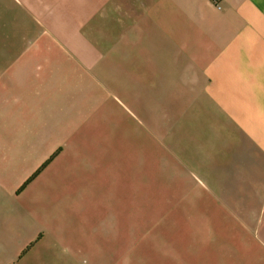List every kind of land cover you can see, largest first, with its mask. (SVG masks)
I'll return each mask as SVG.
<instances>
[{"label":"crops","instance_id":"0c3cea01","mask_svg":"<svg viewBox=\"0 0 264 264\" xmlns=\"http://www.w3.org/2000/svg\"><path fill=\"white\" fill-rule=\"evenodd\" d=\"M153 98L187 183L129 241L156 225L157 264L264 262V0H0V264L100 263L116 127Z\"/></svg>","mask_w":264,"mask_h":264},{"label":"rangeland","instance_id":"374dc122","mask_svg":"<svg viewBox=\"0 0 264 264\" xmlns=\"http://www.w3.org/2000/svg\"><path fill=\"white\" fill-rule=\"evenodd\" d=\"M152 100H155L156 104L150 105L148 118L133 107L134 119L130 121L132 136H122V128L116 127L117 138L113 145L111 178L102 176L101 179L103 187L111 188L112 200L118 208L114 225L115 237L109 240L102 238L100 241L99 264H157V226L154 225L149 230L151 239L129 241L130 216L132 212L137 213V210L149 213L155 210L154 204L162 195L156 192L159 185L187 183V178H182L177 174L178 171H174L170 159L164 155L159 157V151L167 153L168 146L158 145L160 140L157 137V101L156 98ZM117 108L119 109V105ZM147 186L151 191L149 193L146 192ZM215 253L220 251H214V264H264L257 263L251 256L224 257L215 256ZM89 263L90 260L86 259L85 264Z\"/></svg>","mask_w":264,"mask_h":264},{"label":"trees","instance_id":"16d2710c","mask_svg":"<svg viewBox=\"0 0 264 264\" xmlns=\"http://www.w3.org/2000/svg\"><path fill=\"white\" fill-rule=\"evenodd\" d=\"M33 177V176H32Z\"/></svg>","mask_w":264,"mask_h":264}]
</instances>
